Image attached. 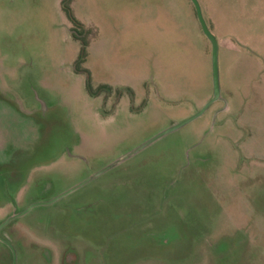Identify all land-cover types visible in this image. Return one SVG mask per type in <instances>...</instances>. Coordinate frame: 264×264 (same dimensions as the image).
<instances>
[{"label": "rangeland", "instance_id": "obj_1", "mask_svg": "<svg viewBox=\"0 0 264 264\" xmlns=\"http://www.w3.org/2000/svg\"><path fill=\"white\" fill-rule=\"evenodd\" d=\"M61 1L0 0V222L26 212L4 229L16 264H264V0H199L220 100L137 152L211 98L192 4L72 0L97 33L87 76Z\"/></svg>", "mask_w": 264, "mask_h": 264}, {"label": "water", "instance_id": "obj_2", "mask_svg": "<svg viewBox=\"0 0 264 264\" xmlns=\"http://www.w3.org/2000/svg\"><path fill=\"white\" fill-rule=\"evenodd\" d=\"M192 5L194 6L195 9V13H196V17L197 20L199 22L200 28L202 33L204 34V36L207 38V40L210 43L211 46V80H212V89H213V93H212V97L210 98V100L208 102H206V104L193 116H191L190 118L179 122L177 124H175L174 126L170 127L169 129L165 130L164 132L160 133L159 135H157L156 137H154L153 139H151L150 141H148L146 144L142 145L141 147H139L137 150H135L134 152H137L138 150L142 149L143 147H145L146 145H148L149 143L153 142L154 140L168 134L171 133L172 131H175L181 127H183L184 125L188 124L189 122L195 120L196 118H198L199 116H201L214 102L220 100V83H219V69H218V42L215 38V36L210 32L203 16H202V12H201V8L200 5L198 3L197 0H190ZM112 166H108L107 168L99 171L98 173H96L94 176H92L91 178H88L87 180L81 182L80 184H78L76 187L66 191L65 193L61 194L60 196H58L56 199L47 202V203H36L33 206H37V205H42V204H49L57 199H60L61 197H64L65 195L71 193L72 191L76 190L77 188L85 185L86 183H88L89 181H91L93 178L101 175L102 173H104L105 171L109 170ZM26 212H23L21 214L18 215H14L10 218H8L1 226L3 227L4 225H6L9 221L23 215ZM8 246L12 249L13 248L8 244ZM13 256H14V264H15V254L13 251Z\"/></svg>", "mask_w": 264, "mask_h": 264}, {"label": "trees", "instance_id": "obj_3", "mask_svg": "<svg viewBox=\"0 0 264 264\" xmlns=\"http://www.w3.org/2000/svg\"><path fill=\"white\" fill-rule=\"evenodd\" d=\"M71 3H72V0H62L61 8L63 12L65 13L67 19L71 23V28H70L71 37L73 38V40L78 42L81 47L79 57L74 63V68L78 72L87 73V71H85L84 69L83 70L81 69V64L85 61V58L87 56V48L89 47L91 41L96 37L97 33L95 29H93L92 27L85 26L79 20L76 19V17L74 16L72 7H71ZM205 39L207 40V38ZM87 76H88V73H87Z\"/></svg>", "mask_w": 264, "mask_h": 264}, {"label": "flooded vegetation", "instance_id": "obj_4", "mask_svg": "<svg viewBox=\"0 0 264 264\" xmlns=\"http://www.w3.org/2000/svg\"><path fill=\"white\" fill-rule=\"evenodd\" d=\"M7 220V219H6ZM5 220V221H6ZM14 220V219H13ZM0 222V226L5 222ZM12 221V220H11ZM11 221H9L6 225H4L3 227L0 228V242L6 247V249H9L10 251V255H11V264H14V256H13V251H14V254H15V264H16V260H17V257H16V251L14 249V246L12 245V241L10 238H7L4 234V229L9 226L11 223ZM8 244L13 248V251L12 249L8 246Z\"/></svg>", "mask_w": 264, "mask_h": 264}, {"label": "crops", "instance_id": "obj_5", "mask_svg": "<svg viewBox=\"0 0 264 264\" xmlns=\"http://www.w3.org/2000/svg\"><path fill=\"white\" fill-rule=\"evenodd\" d=\"M198 1V3H199V5H200V1L199 0H197ZM190 2V4H192L191 3V1H189ZM193 6V5H192ZM200 8H201V12L203 13V11H202V7H201V5H200ZM192 9H193V14H194V12H195V9H194V6L192 7ZM195 15H196V13H195ZM203 17H204V14H203ZM197 18V17H196ZM196 18H195V20H196ZM204 20H205V22H206V24H207V26L209 27L210 25H209V23L207 22V20L205 19V17H204ZM196 22H197V25H198V27H199V29H200V31H201V28H200V25H199V23H198V20H196ZM85 26H87V25H85ZM89 27V26H88ZM209 29H210V32L213 34V32L211 31V27H209ZM201 34L203 35V37H204V34L202 33V31H201ZM214 35V34H213ZM215 36V35H214ZM204 38H206V37H204ZM216 38V37H215ZM216 40H217V38H216ZM217 42H218V40H217ZM218 55H219V44H218ZM210 66H211V57H210ZM218 69H219V64H218ZM212 81V80H211ZM219 83H220V81H219ZM212 93H213V89H212V91H211ZM220 93H221V90H220ZM210 97H212V94H211V96ZM230 111L231 110V107H230V105H226V106H224L223 107V109L221 110V111Z\"/></svg>", "mask_w": 264, "mask_h": 264}]
</instances>
